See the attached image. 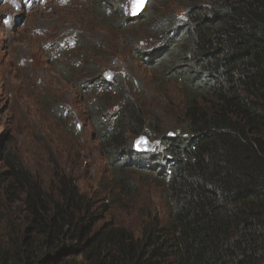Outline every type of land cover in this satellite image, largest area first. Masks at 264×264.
I'll list each match as a JSON object with an SVG mask.
<instances>
[{
    "label": "trees",
    "instance_id": "trees-1",
    "mask_svg": "<svg viewBox=\"0 0 264 264\" xmlns=\"http://www.w3.org/2000/svg\"><path fill=\"white\" fill-rule=\"evenodd\" d=\"M180 2L186 13L163 28L166 44L141 54L152 68L177 58L170 76L186 103L176 133L160 136L159 122L132 101L112 104L103 72L87 83L100 95L89 121L119 193H138L130 173L152 176L167 216L150 219L139 237L99 226L106 206L95 208L67 176L49 199L19 155L2 148L0 264H264V0ZM130 135L157 149L137 151ZM11 230L21 234L12 250Z\"/></svg>",
    "mask_w": 264,
    "mask_h": 264
},
{
    "label": "rangeland",
    "instance_id": "rangeland-1",
    "mask_svg": "<svg viewBox=\"0 0 264 264\" xmlns=\"http://www.w3.org/2000/svg\"><path fill=\"white\" fill-rule=\"evenodd\" d=\"M185 13L180 0H152L142 21L125 25L128 0H0V150L19 155L49 199L67 176L95 208L109 209L99 226L113 224L139 237L150 219L167 216L152 176L130 173L138 193H119L89 121L100 95L87 83L102 72L113 74L112 104L132 101L159 122L160 136L176 133L186 103L170 76L177 58L166 56L152 68L141 54L165 45L163 28L177 26ZM92 63L100 67L91 71ZM128 138L134 146L138 137ZM19 212L16 205L11 225L17 228L23 224ZM13 231L5 239L11 250L21 237Z\"/></svg>",
    "mask_w": 264,
    "mask_h": 264
},
{
    "label": "water",
    "instance_id": "water-1",
    "mask_svg": "<svg viewBox=\"0 0 264 264\" xmlns=\"http://www.w3.org/2000/svg\"><path fill=\"white\" fill-rule=\"evenodd\" d=\"M150 1L151 0H144L141 6L140 3H138V0H128L130 16L132 17V19H136L137 17H139L144 12L148 2ZM112 78H113V74L106 75L107 80H111ZM134 146H135V149L139 152H145L153 148L152 142L146 136H139L135 140Z\"/></svg>",
    "mask_w": 264,
    "mask_h": 264
},
{
    "label": "snow or ice",
    "instance_id": "snow-or-ice-1",
    "mask_svg": "<svg viewBox=\"0 0 264 264\" xmlns=\"http://www.w3.org/2000/svg\"><path fill=\"white\" fill-rule=\"evenodd\" d=\"M144 0H138V3H140V5L142 6Z\"/></svg>",
    "mask_w": 264,
    "mask_h": 264
},
{
    "label": "clouds",
    "instance_id": "clouds-1",
    "mask_svg": "<svg viewBox=\"0 0 264 264\" xmlns=\"http://www.w3.org/2000/svg\"><path fill=\"white\" fill-rule=\"evenodd\" d=\"M146 8H147V7H146ZM144 11H145V10H144ZM140 16H141V15H140ZM140 16H139V17H140ZM137 18H138V17H137Z\"/></svg>",
    "mask_w": 264,
    "mask_h": 264
}]
</instances>
